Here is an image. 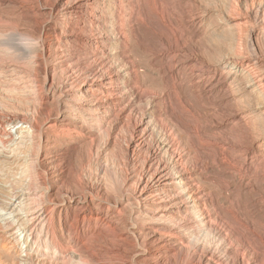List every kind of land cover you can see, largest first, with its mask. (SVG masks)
Returning <instances> with one entry per match:
<instances>
[{
  "label": "bare ground",
  "instance_id": "6f19581e",
  "mask_svg": "<svg viewBox=\"0 0 264 264\" xmlns=\"http://www.w3.org/2000/svg\"><path fill=\"white\" fill-rule=\"evenodd\" d=\"M0 264H264V0H0Z\"/></svg>",
  "mask_w": 264,
  "mask_h": 264
},
{
  "label": "rangeland",
  "instance_id": "374dc122",
  "mask_svg": "<svg viewBox=\"0 0 264 264\" xmlns=\"http://www.w3.org/2000/svg\"><path fill=\"white\" fill-rule=\"evenodd\" d=\"M21 248H22V249H21ZM24 248H25V244L21 243V244L19 245V249H21L22 251H24Z\"/></svg>",
  "mask_w": 264,
  "mask_h": 264
}]
</instances>
